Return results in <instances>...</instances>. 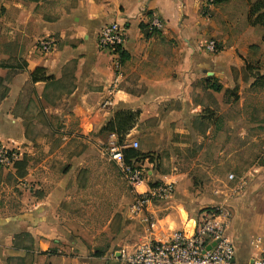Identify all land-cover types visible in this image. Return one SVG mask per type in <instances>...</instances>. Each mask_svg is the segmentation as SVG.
Returning a JSON list of instances; mask_svg holds the SVG:
<instances>
[{
	"label": "crops",
	"instance_id": "0c3cea01",
	"mask_svg": "<svg viewBox=\"0 0 264 264\" xmlns=\"http://www.w3.org/2000/svg\"><path fill=\"white\" fill-rule=\"evenodd\" d=\"M258 2L0 0V78L9 85L0 102V146L26 149L29 157L35 154L32 147H40L47 159L27 176L55 186L46 200L39 199L31 208L35 212L30 227L23 228L25 223L18 220L0 221V264H12L7 251L22 234L32 240L33 249L28 250L34 255L32 264H123L118 259L122 250L113 251L115 243L103 250L89 247L69 238L67 227L38 221L56 218L70 181L39 179L43 170L54 173L50 160L65 155L70 159L69 174L74 173L87 150L71 148L70 141L99 138L119 112L139 114L129 136L165 138L171 124L205 121L193 98L213 92L214 83L223 90L254 87L264 76V26L251 13ZM155 17L163 24L161 30L151 29ZM114 22L126 28L124 61L118 53L99 47L102 28ZM43 39L53 42L49 53L38 49ZM210 40L219 44L215 54L204 49ZM251 63L256 66L253 71ZM37 69L52 79L33 83L31 75ZM244 72L248 76L238 79ZM107 99L113 104L105 108ZM146 123L158 128L145 129ZM60 140L68 141L63 151ZM247 176L241 182L244 191L231 197L228 205L232 219L226 235L238 264H252L264 250V163H255ZM150 187L145 182L139 192ZM197 200V194L179 189L167 201L150 204L143 216H137L142 227L135 237L144 240L136 247L147 239L165 242L177 231L195 230L201 215ZM145 216L152 218L151 223L144 222Z\"/></svg>",
	"mask_w": 264,
	"mask_h": 264
},
{
	"label": "rangeland",
	"instance_id": "374dc122",
	"mask_svg": "<svg viewBox=\"0 0 264 264\" xmlns=\"http://www.w3.org/2000/svg\"><path fill=\"white\" fill-rule=\"evenodd\" d=\"M255 67L251 63L250 71ZM259 70H262L261 66ZM247 76L244 72L238 74V79ZM199 85L201 88L204 86L203 83ZM193 99L196 105L202 107L200 115L205 121L196 123L192 120L187 126L171 124L169 137L165 138L129 136L130 133L125 135L124 132L116 136L127 148L141 154L139 160L132 164L141 170L144 181L150 186L171 183V196L179 189L197 194L201 208L200 223L206 214L221 205L230 208L231 197L244 191L245 184L241 182L247 181L249 170L255 163H264V81L252 88L240 90L237 87L231 92L204 91L195 94ZM157 125L146 123L145 129L158 128ZM110 135L101 133L97 136L99 138L70 141L71 148L85 146L87 150L85 159L80 161V158L76 162L72 174H69L71 165L68 166L70 159L67 156L50 160L56 171L47 174L43 170L39 179L50 178L48 180L57 183L66 177L70 181L56 218H38V221L67 227L69 238L89 247L103 250L115 243L113 251L116 252L135 248L144 239L135 237L142 225L137 221L138 215L131 211L137 193L106 155ZM60 141L62 144L59 143L58 147L63 151L68 141ZM32 148L36 150L30 157L26 149L19 151V160L25 156L28 158L27 175L32 167L47 159L45 153L39 151L40 147L36 145ZM230 175H233V180ZM54 189L53 184L46 186L36 181L35 177L17 178L13 165L0 166V221L18 220L25 223L23 228L30 227L34 223L29 221L30 215L35 212L31 208L39 199L46 200ZM15 233L12 234L13 239L17 236ZM132 233L133 237H130ZM17 242L30 249L32 247L29 237L13 240L14 244ZM33 259L34 255L28 251L24 257L14 258L12 264H32Z\"/></svg>",
	"mask_w": 264,
	"mask_h": 264
},
{
	"label": "built area",
	"instance_id": "2783aa9c",
	"mask_svg": "<svg viewBox=\"0 0 264 264\" xmlns=\"http://www.w3.org/2000/svg\"><path fill=\"white\" fill-rule=\"evenodd\" d=\"M209 2L212 3L213 0ZM162 28L161 20L155 17L151 23V29L161 30ZM125 37V26L117 22L108 24L99 34V47L118 53L117 50L122 47ZM37 45L43 53H49L53 48V42L49 39L39 40ZM204 49L206 52L215 54L219 51V44L217 41L210 40L204 44ZM112 104L113 101L107 99L103 107L107 108ZM125 149L127 146L121 144L115 134H111L106 155L117 165L128 185L137 193L131 206L132 213L143 216L147 207L153 202L169 199L173 193V186L171 183H164L139 192V188L145 186L143 174L139 168L126 163ZM17 151L19 152L16 148L0 146V166L13 165L14 167L20 159V152ZM230 179L233 180V175H230ZM225 207L221 205L206 214L195 230L177 231L165 242L147 239L133 251H120L118 259L123 264H238L234 244L226 235L232 214ZM151 219L145 216L144 222L151 223ZM208 247L211 249L208 250ZM252 264H264V250Z\"/></svg>",
	"mask_w": 264,
	"mask_h": 264
},
{
	"label": "trees",
	"instance_id": "16d2710c",
	"mask_svg": "<svg viewBox=\"0 0 264 264\" xmlns=\"http://www.w3.org/2000/svg\"><path fill=\"white\" fill-rule=\"evenodd\" d=\"M252 16H256L255 22L257 24H260L264 26V0H259V2L252 8L251 10ZM220 50V48L218 49ZM120 60L124 61L126 58H128L123 50L119 48L117 50ZM52 79L51 77H47L45 70L43 69H37L34 73L31 75V80L33 83L39 82V81H49ZM264 81V76H259L254 85ZM2 89V92H0V102L4 100L9 92V85L5 80L0 78V91ZM211 89L214 92L221 93L222 92V86L218 84H213ZM233 90H226V92H231ZM139 114L131 111H122L116 114L115 118L111 120L109 123L106 124V126L102 129V133L106 134H115L118 136L119 133L124 132L125 135H128L133 128L135 127L137 120H138ZM119 137V136H118ZM122 139V138H121ZM119 142L122 144L123 141L119 139ZM125 154V161L127 164L133 166V162L135 160H139V157L141 154H139L136 150L132 148H127L124 150ZM14 168L16 169V177L19 179L25 178L27 176V168H28V159L24 157L22 160H19L15 163ZM157 185L151 186L152 188L156 187ZM29 237V234H22L16 237L15 241L20 239V237ZM32 241V240H31ZM30 248H27L25 246H22L20 243H15L14 248L7 251L9 259L11 258H22L25 256V253L28 252Z\"/></svg>",
	"mask_w": 264,
	"mask_h": 264
},
{
	"label": "water",
	"instance_id": "95a60500",
	"mask_svg": "<svg viewBox=\"0 0 264 264\" xmlns=\"http://www.w3.org/2000/svg\"><path fill=\"white\" fill-rule=\"evenodd\" d=\"M214 245V244H213ZM211 249V247H208V250Z\"/></svg>",
	"mask_w": 264,
	"mask_h": 264
}]
</instances>
